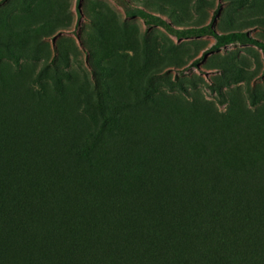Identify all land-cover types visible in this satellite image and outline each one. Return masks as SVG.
Returning a JSON list of instances; mask_svg holds the SVG:
<instances>
[{
  "label": "trees",
  "instance_id": "trees-1",
  "mask_svg": "<svg viewBox=\"0 0 264 264\" xmlns=\"http://www.w3.org/2000/svg\"><path fill=\"white\" fill-rule=\"evenodd\" d=\"M121 5L179 39L213 36L203 57L235 42L264 51V40L246 31L180 26L128 0ZM153 97L148 86L145 103ZM17 108L0 117V264H264V177L240 176L221 150L202 158L191 127L149 149L160 158L168 146L169 167L136 168L129 148L111 160L105 151L118 118L133 108L128 100H88L95 127L81 136L63 106L44 118ZM195 158L190 174L185 162Z\"/></svg>",
  "mask_w": 264,
  "mask_h": 264
},
{
  "label": "rangeland",
  "instance_id": "rangeland-1",
  "mask_svg": "<svg viewBox=\"0 0 264 264\" xmlns=\"http://www.w3.org/2000/svg\"><path fill=\"white\" fill-rule=\"evenodd\" d=\"M121 1L0 0V117L18 107L44 118L63 106L81 136L95 127L94 116L84 110L88 100L94 106L101 98L128 100L133 108L107 135V160L127 147L123 152L136 168L145 163L160 168L161 162L169 167L174 154L168 146L160 158L149 149L187 126L204 150L202 158L214 160L221 150L235 158L240 176L251 174L250 179L261 182L264 51L235 42L203 57L213 36L179 39L137 14L128 15ZM128 2L176 25L213 22L220 33L241 30L264 40V0ZM58 79L62 92L56 89ZM148 86L153 103H145ZM130 137L137 142L132 147L125 145ZM195 160L185 162L190 174ZM102 166L106 170V163Z\"/></svg>",
  "mask_w": 264,
  "mask_h": 264
}]
</instances>
